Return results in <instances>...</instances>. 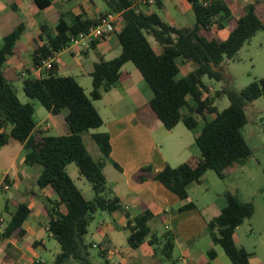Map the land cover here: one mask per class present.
<instances>
[{"label":"trees","instance_id":"16d2710c","mask_svg":"<svg viewBox=\"0 0 264 264\" xmlns=\"http://www.w3.org/2000/svg\"><path fill=\"white\" fill-rule=\"evenodd\" d=\"M100 1L107 7L108 13L121 14L124 26L117 34L120 54L110 60L100 59L94 64L90 73L92 89L89 96L72 77L59 76L55 62L52 69L43 72L42 77L22 81L26 97L37 100L46 111L58 114L66 110L64 121L68 133L65 135L34 133L37 123L34 107L20 102L14 86L3 73L24 26H17L4 37L0 46V148L10 140L22 143L26 151L24 165L40 170L35 181L37 188L48 189L54 195V199H46L45 208L49 216L47 230L57 242L59 252L50 263L38 261L33 264H91L88 251L91 246L84 241L90 220L97 211L111 214L121 208L116 197H109L102 163L92 158L82 137L90 130L101 127L102 118L93 102L115 86L124 64L132 63L151 91L148 103L137 110L146 127L159 122L166 130L173 129L178 123L193 131L199 128L195 139L200 153L198 159L191 157L174 168L164 166L155 174L149 167H144L136 174V181H157L180 200H186L188 185L200 183L206 170L224 178L228 167L251 155L241 132L247 124L244 110L248 103L264 98V77L240 91L223 87L213 95L203 79L221 81V64L235 58L256 33L264 30V2L255 0L246 5L238 17H233L221 0H209L208 6H203L198 0H189L195 23L191 28H175L163 22L155 12L139 11L131 0ZM33 2L41 10L50 5V0ZM159 3L160 0H157L155 5ZM96 23L97 20L84 16H75L69 23L60 20L55 34H49L48 28L42 26L46 38L32 55L34 69L69 46L71 37ZM225 27L228 30L226 39L219 38L212 31L213 28L221 30ZM148 37L153 38L157 50L152 48ZM184 61L194 64L193 70L186 75L181 74L179 67V62ZM222 96L228 99L229 105L218 111L214 103ZM91 138L102 160L108 159V135L94 133ZM69 164H74L91 185L94 192L92 200H86L68 176L66 168ZM226 199L227 206L207 222L208 232L212 242L222 248L232 264H249V254L236 246L234 234L244 220L252 217L254 205L238 201L230 194L226 195ZM194 207L193 203H188L179 211ZM15 208L1 237L22 233L21 227L29 209L25 203H16ZM151 216L145 211L128 220L130 235L127 242L130 248H137L146 239H149L150 245L159 242L148 226ZM164 237L166 241L161 251L164 258L169 259L172 236L166 234ZM215 255L213 250L208 251L209 259Z\"/></svg>","mask_w":264,"mask_h":264},{"label":"crops","instance_id":"0c3cea01","mask_svg":"<svg viewBox=\"0 0 264 264\" xmlns=\"http://www.w3.org/2000/svg\"><path fill=\"white\" fill-rule=\"evenodd\" d=\"M131 1L133 6L143 13L155 12L154 10L158 9L163 18L157 14L158 17L169 26L191 28L195 23L189 0H160L158 6L147 8L137 4L138 0ZM221 1L230 9L233 17H238L243 8L255 0ZM260 1L264 2V0ZM106 13H108L107 9L103 11L91 0H50V5L42 10L33 0H0V46L5 36L17 26H24V31L14 45V54L7 59L3 68L7 80L14 88L17 84L18 87L21 85L22 89L24 79L41 76L40 71L33 67L32 55L45 42L46 34L42 31V26L48 28L49 34H55V27L60 20L69 23L75 16L97 20ZM114 26V33L94 45L90 43L85 48L73 47L63 50L55 57L57 74L72 77L88 96L92 89L89 80L94 64L100 59H113L118 52L120 54L117 34L124 26L121 14H116ZM212 31L221 39H226L228 36L227 27L221 30L213 28ZM151 46L155 50L158 49L156 43ZM126 64L121 68L115 86L102 93L101 98L93 102L102 118L101 127L90 130L82 137L89 154L91 156L98 154V162L105 161L104 163H108L113 169L114 172H109V178L103 169L102 171L110 192L109 197H116L121 208L111 214L103 212L107 215L105 220L100 221L94 229L90 230L87 227L85 243L99 248V254L107 259V264H232L222 248L212 242L207 229V222L227 206L226 196L211 204L214 215L208 219L201 214L189 195L186 200H180L157 181L135 180L136 174L144 167H149L151 173L155 174L164 166L174 168L191 157L198 159L200 153L198 149L195 150L197 148L195 139L199 134V128L193 131L186 127L189 130L187 133L181 128L182 123H178L173 129L166 130L159 122L152 127H146L139 119L137 110L148 103L152 94L138 70L126 67ZM182 64L188 67V70L181 69L179 64L182 75L193 70L189 69L194 66L193 63L184 61ZM65 115L66 110L58 114L47 111L45 121L36 123L34 133L41 131L47 134L53 127L57 129L63 127ZM94 133L108 135L110 144L108 159L102 160L96 144H93L91 135ZM60 135L65 134L60 133ZM176 135L180 137L175 139ZM6 146L11 148L7 152V159L0 155L2 158L0 182L8 185V189L3 192L10 190L13 184H16V189L14 197L6 201L4 211L9 219V215L16 209L15 204L25 203L29 215L22 224L21 234L16 232L10 237L0 235V264H33L38 261L48 263L42 259V256L47 250L46 241L54 239L47 230L49 216L45 206L46 199H54V195L48 189H38L36 184L28 188L30 183L36 181L39 168L24 165L26 151L22 143L10 140L3 147ZM244 161L240 160L232 164L226 169L225 174L230 175L241 170ZM190 185L187 187V194ZM188 203H193L195 207L179 211ZM145 211L152 215L148 226L151 234L159 238V242L150 245L149 239H146L137 248L132 249L127 242L130 235L127 222ZM7 221L2 225V231ZM166 234L172 236L169 259L164 258L161 251L166 241L164 237ZM92 237L97 241L90 242L89 238ZM234 241L237 246L236 230ZM238 247L245 250L242 245ZM210 250L216 254L213 259L208 257ZM58 252L57 244L51 253L50 262ZM248 263L261 264L250 254Z\"/></svg>","mask_w":264,"mask_h":264},{"label":"rangeland","instance_id":"374dc122","mask_svg":"<svg viewBox=\"0 0 264 264\" xmlns=\"http://www.w3.org/2000/svg\"><path fill=\"white\" fill-rule=\"evenodd\" d=\"M93 1L103 11L107 9L102 1ZM251 1L253 0H250V2ZM137 4H140L139 1ZM145 7L147 8L149 6ZM154 11L163 18L161 12L158 9H155ZM148 41L151 44L155 43L151 37H148ZM118 55L119 52L115 55V57ZM179 64L181 69L188 70V67L182 64V62H179ZM126 67L135 69L132 63H127ZM193 68L194 66L189 69ZM220 73L222 75V80L219 82L209 80L206 77L203 79L205 84L211 88L210 93L212 95L221 90L223 87L240 91L251 82L263 78L264 30L256 33L249 40V42L239 50L235 58L231 60H225L221 64ZM89 83L91 84V80H89ZM15 90L21 103H30L34 107L35 121L37 123L44 122L45 117L47 116L46 109L42 107L37 100L26 97L21 89V85L18 87L16 84ZM214 105L218 111H222L229 105V101L225 96H222L215 101ZM244 111L247 118V124L242 128L241 132L243 138L251 150V155L245 159L242 169L233 172V174L231 173L230 175H226L224 178H219L212 170H206L203 177L201 178V185H196L197 183L191 184L188 188V195L190 200H192L194 204L198 206L201 214L208 219L214 215L211 204L225 197L227 194H230L238 201L253 203L255 213L252 215V217L244 220L242 224H240L236 229L237 246L242 245L248 254L258 259L261 264H264V98L260 97L257 100L248 103L245 106ZM201 122L202 120H200V123ZM180 126L185 132H189L183 123ZM60 133H68L64 121L63 127H59L58 129L53 127L47 132V134L51 136L60 135ZM179 137V135H176L175 139H178ZM86 143L88 142L86 141ZM10 148L11 146L0 148V155L4 159L8 158L7 152L10 150ZM195 150H197V148ZM97 156L98 154H92V158L95 161H99ZM0 160H2V158H0ZM104 162L105 161H103L101 166L105 175H107L109 178V172L113 171V169L108 165V163ZM66 172L83 197L86 200H92L94 197V192L91 188V185L78 172L77 167L74 164H69L66 168ZM33 186H35V180L28 185V188L30 189ZM15 189L16 184H13L10 190L6 192H3L5 190L2 188L0 189V225L6 223L8 219V216L4 211V207L6 201L14 197ZM106 217L107 215L105 213L102 211H97L90 220L88 228L90 230L94 229L98 223L105 220ZM1 230L0 235L2 234ZM89 241L91 242L97 240L93 239L92 237L89 238ZM46 242L47 250L42 256V259L49 263L51 261V253L54 251V248L57 247V243L54 240ZM88 251L90 254L91 264H107V259L99 254V248L90 247Z\"/></svg>","mask_w":264,"mask_h":264},{"label":"built area","instance_id":"2783aa9c","mask_svg":"<svg viewBox=\"0 0 264 264\" xmlns=\"http://www.w3.org/2000/svg\"><path fill=\"white\" fill-rule=\"evenodd\" d=\"M141 5L144 6H154L157 2V0H138ZM203 6H208L210 4L209 0H198ZM115 17L116 14L112 13H106L102 16H100L97 19V23L91 27H89L86 31L79 32L77 35L71 37L69 46H67L64 50H68L73 47H87L90 43L104 39L114 33L115 30ZM59 53H56L54 57L48 58L44 61H42L41 67H39L37 70L40 71V77L43 76V72H47L48 70L52 69V65L54 63L55 57ZM7 190L8 185L0 182V189ZM2 225H0L1 229ZM1 232H3L1 230Z\"/></svg>","mask_w":264,"mask_h":264}]
</instances>
